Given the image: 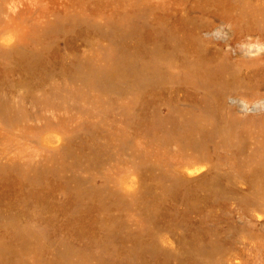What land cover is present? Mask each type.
Wrapping results in <instances>:
<instances>
[{
    "label": "rangeland",
    "instance_id": "obj_1",
    "mask_svg": "<svg viewBox=\"0 0 264 264\" xmlns=\"http://www.w3.org/2000/svg\"><path fill=\"white\" fill-rule=\"evenodd\" d=\"M263 161L264 0H0V264H264Z\"/></svg>",
    "mask_w": 264,
    "mask_h": 264
},
{
    "label": "bare ground",
    "instance_id": "obj_2",
    "mask_svg": "<svg viewBox=\"0 0 264 264\" xmlns=\"http://www.w3.org/2000/svg\"><path fill=\"white\" fill-rule=\"evenodd\" d=\"M37 64H39V61H35L34 63H32L31 64V67H35ZM148 65L153 69V70H155V71H157V66H156V64L154 63V62H152V63H148ZM123 69H126V70H128V71H130V72H133V73H135V74H137V75H139V76H141V75H143V67H141V68H138L137 66H134V64H132V63H130V62H125L124 64H123ZM206 72V71H205ZM195 128H192V130H194ZM261 169H260V172H258L259 174H262V176H263V178H264V161L262 162V165H261ZM206 176H207V174H206V172L205 173H202L198 178L199 179H201V180H204V179H206ZM179 182L181 183V184H183V183H185L183 180H181V179H179Z\"/></svg>",
    "mask_w": 264,
    "mask_h": 264
}]
</instances>
